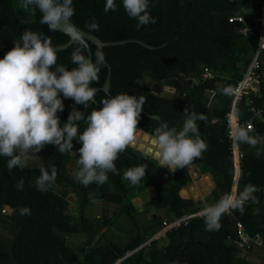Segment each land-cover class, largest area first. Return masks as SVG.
<instances>
[{
  "label": "trees",
  "instance_id": "obj_1",
  "mask_svg": "<svg viewBox=\"0 0 264 264\" xmlns=\"http://www.w3.org/2000/svg\"><path fill=\"white\" fill-rule=\"evenodd\" d=\"M105 2L73 0L75 14L71 22L75 26L89 33L85 24L94 20L99 31L90 34L100 41L127 40L102 47L110 68L108 93L100 89L106 75L103 66L99 83L92 85L98 89L95 103H90L85 114L102 107L100 101L109 96L142 95L147 102L137 128L155 136L154 130L161 122L179 131L183 110L193 105L194 111L204 117L197 124L201 139L208 145L194 164L210 174L214 186L200 199L182 198L178 191L190 181L188 171L184 168L171 172L130 146L116 161L120 175L109 174L102 186L93 183L84 187L74 180V173L67 175L64 165L68 152L61 154L52 145L37 153L40 164L36 167L9 171L6 158L0 157V264H112L119 258L116 264H264V145L252 148L238 144L243 157L236 187L242 190L248 183L255 185L258 203L245 205L243 215L238 211L225 213L218 231H206L204 220L198 215L141 245L161 229L163 220L202 210L230 192L233 167L224 119L230 98L221 92V86L234 85L239 80L255 50L259 25L253 18L260 13L262 0H257L254 12L244 11L239 0H150L148 10L157 22L140 30L136 21L125 14L121 0H116L117 11L108 13L103 10ZM19 3L20 0H0V59L26 29L50 36L53 47L68 40L62 31L50 32L47 25L39 24L40 16L25 12ZM237 15L242 16L245 25L255 28L252 37L236 33L241 23L229 22L227 18ZM135 39L155 48L148 49ZM87 44L95 61L97 48L89 41ZM74 47L73 41L57 50V63L69 70L75 67L70 63ZM257 62L258 91L243 97L238 107L242 119L247 117L244 102L248 99L263 110L264 118V49ZM204 72L209 76L205 77ZM169 77L177 81L170 97L152 91L153 84L161 85ZM209 93L212 100L208 99ZM61 99L64 111L57 115L63 126L73 106L84 109L70 98L61 95ZM213 118L215 121L211 122ZM252 126L251 135L264 136V119H253ZM84 127L81 122V132ZM73 145L79 148L81 142L74 140ZM258 150L261 155H257ZM140 163L148 167L139 184L131 185L122 179L127 168ZM52 164L57 168V180L48 192L42 193L35 186L39 169L45 167L50 172ZM20 178L25 182L22 191L15 187ZM148 186L153 194L143 202V210L137 211L132 198ZM55 187L70 191L73 201ZM21 207L30 208L31 215H19ZM149 210L154 212L147 214ZM236 221L241 222L248 235L261 237V244H252L242 251L243 255L233 243ZM73 238L77 241L72 242Z\"/></svg>",
  "mask_w": 264,
  "mask_h": 264
},
{
  "label": "clouds",
  "instance_id": "obj_2",
  "mask_svg": "<svg viewBox=\"0 0 264 264\" xmlns=\"http://www.w3.org/2000/svg\"><path fill=\"white\" fill-rule=\"evenodd\" d=\"M121 5L125 14L136 21L137 30L157 22L148 10L150 0H121ZM19 7L33 15L39 10V24L47 25L50 32L60 31L75 14L73 0H20ZM103 10L105 13L117 11L116 0H106ZM85 28L89 33L97 32L99 24L93 20L86 23ZM74 43L76 47L71 52L70 63L75 67L70 70L57 63V50L52 46L50 36L28 29L0 59V157L6 158L9 171L23 170L46 145H52L64 154L73 152V141H79L81 146L73 152L78 155L74 180L84 187L93 183L102 186L108 181L109 174L120 175L116 161L136 138L138 120L147 98L127 93L109 96L100 101L102 107L93 108L86 115L90 103H95L98 89L92 85L99 83L106 57L98 49L93 61L90 54H85L89 49L85 39L76 36ZM222 91L228 94L231 88L225 87ZM61 95L84 109L81 111L73 106L63 126L57 115L64 111ZM183 116L179 131L164 122L154 130L159 165L171 172L188 168L202 158L208 148L200 137L197 124L198 120L204 119L203 115L197 114L194 106L189 105L183 110ZM81 122L85 125L82 132ZM252 132V125L237 124L231 129V137L235 143L252 148L264 145V136L251 135ZM257 155H261L259 150ZM147 167L144 163L129 167L123 172L122 179L137 185L145 177ZM50 169V172L45 167L39 169L35 186L42 193L48 192L57 180L55 164L50 165ZM24 183L20 178L16 189L22 191ZM257 191L255 185L248 183L242 190L233 188L215 203L206 204L200 212L205 230L218 231L225 213L238 211L243 215L245 205L259 202L255 195ZM18 212L21 216L31 215L28 207H21Z\"/></svg>",
  "mask_w": 264,
  "mask_h": 264
},
{
  "label": "built area",
  "instance_id": "obj_3",
  "mask_svg": "<svg viewBox=\"0 0 264 264\" xmlns=\"http://www.w3.org/2000/svg\"><path fill=\"white\" fill-rule=\"evenodd\" d=\"M259 8H260L259 15L253 18L254 23H258L259 25L258 40L255 50L251 54V57L247 62V65L244 67V69L241 70V76L239 80L234 85L222 84L221 86L222 93H223L222 91L223 88L225 87L231 88V92L225 94L230 98V103L228 110L224 114L225 136L228 139V143H229L228 149L230 154L232 155V166H233V177H232L230 191L233 188H236L237 181L240 177L241 159L243 157V150L239 147L237 143L233 141L231 137V129L237 124L245 127L249 124L252 125L253 119H259V120L264 119L262 116L263 110L260 107L254 105L249 99L245 100L244 102V111L247 114V117L243 119L240 118L238 112V107L240 106L243 97L248 95L250 92H252L254 85L257 84V78H258V75L256 73V69L258 67L257 57L260 51L264 49V0H262ZM227 19L229 22L236 21L241 23L240 26L236 27L235 29L236 33L244 36H251L253 34L254 32L253 27L250 25H245L241 15L230 16ZM204 76L205 77L209 76V74L207 72H204ZM213 121H215L214 118L211 119V122ZM1 212H3V210H0V213ZM200 212L201 210L196 211L194 213L185 214L179 218L170 221L163 220L161 222V228L164 227L166 229H169L176 227L180 223H185L190 217L200 215ZM233 243L236 245V247L239 250L246 251L252 246V244L260 245L261 237L259 235H255V236L248 235L245 232L241 222L236 221Z\"/></svg>",
  "mask_w": 264,
  "mask_h": 264
},
{
  "label": "water",
  "instance_id": "obj_4",
  "mask_svg": "<svg viewBox=\"0 0 264 264\" xmlns=\"http://www.w3.org/2000/svg\"><path fill=\"white\" fill-rule=\"evenodd\" d=\"M36 13L41 17V13L39 10L36 11ZM63 33H65L68 36V40L58 46H54L56 50L64 49L66 46H68L71 42L74 41V38L76 36H80L86 41H89L90 43L94 44L97 48V50H102L103 46L106 45H115V44H122L124 42H127V40L122 41H100L96 36L87 33L77 26H75L71 21L67 24L62 25L61 30ZM136 43L148 48V49H154V46L145 44L137 39L134 40ZM86 55L90 54L89 49H86ZM106 75L104 78V81L102 85L100 86V89L103 90L106 94L108 93L109 88V72L110 68L109 65L106 63ZM161 84L166 86V90L161 92V96L164 97H170L172 93L174 92V89L177 85V81L173 77L166 78L161 81ZM153 118L157 119L159 121V117L156 115H153ZM135 140L134 142L129 145L130 147H133L136 151L150 157L153 159L158 166L159 162L156 157L157 152V145L155 143L156 137L154 135H151L145 131H142L141 129L137 128L136 134H135ZM165 169L169 170L167 167H164ZM185 169L188 171L190 181L180 188L178 191V195L182 198H191L192 200H197L205 195L208 194V192L213 188L214 182L208 172H203L200 174L198 172V169L195 167V164H191L188 168L185 167ZM141 246V245H140Z\"/></svg>",
  "mask_w": 264,
  "mask_h": 264
},
{
  "label": "rangeland",
  "instance_id": "obj_5",
  "mask_svg": "<svg viewBox=\"0 0 264 264\" xmlns=\"http://www.w3.org/2000/svg\"><path fill=\"white\" fill-rule=\"evenodd\" d=\"M166 86H164L163 84H157V85H155V84H153V87H152V91L154 92V93H161V92H163L164 90H166ZM208 99H210V100H212L213 99V97H212V93H209L208 94ZM78 149V147H73V152H76V150ZM73 152H68V156H67V160H66V162H65V165H64V172L67 174V175H71L72 173H74V171H75V166H76V160H77V158H78V155L76 156ZM39 160H38V158L36 157L35 159H33V160H31L30 162H29V165L28 166H34V167H36V166H39ZM198 168V167H197ZM198 172L200 173V174H202L203 172H201L199 169H198ZM55 189H56V191H58V192H60V193H62V195H64L65 197H67V199L69 200V201H73V199H74V196H73V194L70 192V191H68L67 189H60L59 187H55ZM136 201L137 200H133L132 199V203H135L136 204ZM73 206V203H70V207H72ZM73 208V207H72ZM165 230H167L166 228H164V227H162L159 231H157L155 234H153L152 236H154V237H157V235L160 237L162 234H163V232L165 231ZM114 239L116 240V237H114ZM73 241H77V239L76 238H73L72 239V242ZM72 242H70L71 244H73ZM145 242H147V241H145ZM76 243V242H75ZM130 252H128V253H125V255L124 256H126L127 254H129ZM245 252H242V251H240V254H244ZM123 256V257H124ZM118 260V259H117ZM116 260V261H117ZM114 262V263H112V264H115V263H117V262Z\"/></svg>",
  "mask_w": 264,
  "mask_h": 264
},
{
  "label": "crops",
  "instance_id": "obj_6",
  "mask_svg": "<svg viewBox=\"0 0 264 264\" xmlns=\"http://www.w3.org/2000/svg\"><path fill=\"white\" fill-rule=\"evenodd\" d=\"M239 2L241 3L242 5V9L244 11H249V12H254L256 7H257V0H239ZM156 85V84H155ZM258 89H257V85L255 84L253 89H252V92L253 93H257ZM231 155V154H230ZM231 159H232V155H231ZM196 167V165H195ZM233 167V166H232ZM197 168V167H196ZM198 169V168H197ZM233 177V176H232ZM231 183H232V180H231ZM231 187V186H230ZM153 194V189L148 186L146 187L145 189H143L142 191H140L139 193L136 194L135 197H133L132 199L133 200H137L136 201V204L133 203L135 209L137 211H142L143 210V202L145 200H147L151 195ZM154 211L152 210H149L147 214H150ZM158 237V235H157ZM157 237H154V236H151L149 239H147L146 241H149L151 239H154V238H157ZM146 242L144 241L141 245L145 244ZM121 258H119L116 262L118 263V261H120ZM116 264V263H115Z\"/></svg>",
  "mask_w": 264,
  "mask_h": 264
},
{
  "label": "bare ground",
  "instance_id": "obj_7",
  "mask_svg": "<svg viewBox=\"0 0 264 264\" xmlns=\"http://www.w3.org/2000/svg\"><path fill=\"white\" fill-rule=\"evenodd\" d=\"M255 25H257V24H255ZM255 29V28H254ZM252 37V36H251Z\"/></svg>",
  "mask_w": 264,
  "mask_h": 264
}]
</instances>
